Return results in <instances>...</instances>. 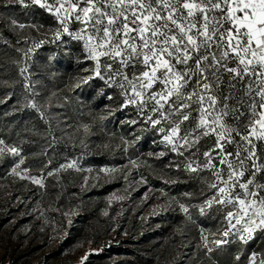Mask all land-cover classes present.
<instances>
[{"label":"rangeland","instance_id":"1","mask_svg":"<svg viewBox=\"0 0 264 264\" xmlns=\"http://www.w3.org/2000/svg\"><path fill=\"white\" fill-rule=\"evenodd\" d=\"M15 5L0 0V100L4 101L0 103V140L20 151L14 156L0 145L5 147L0 155V264H221L209 259L218 246L214 241L239 239L237 229L245 221L225 237L222 233L229 228L225 213L235 209L205 203L218 195V188L211 184L225 186L213 172L221 171L226 179L229 171L218 162L219 149L212 151L214 135L202 137L192 148H179L185 153V166L191 163L197 169L187 168L197 184L191 192H175L176 166L167 159V148L172 145L164 142L165 132L159 129L167 131L170 121L178 117L164 120L159 112L153 113L154 101L147 95L142 111L139 104L125 105L121 123L126 118L148 123L151 113L153 120H161L157 125L149 123L158 130L157 139L140 143L141 134L115 123L120 92L108 80L107 61L100 59V74L105 77L101 79L95 72L96 61L79 42H63L48 12L37 9V20L19 22L13 17ZM11 19L25 28L11 26ZM246 84L247 79L232 90L234 96L245 99L240 108L245 116L240 122L231 115L224 117L230 127L239 128L250 114L247 104L251 100L244 97ZM252 87L255 90L258 84ZM110 88L115 90H106ZM229 90L225 74L220 94L227 95ZM33 103L36 108L31 107ZM168 110V104L161 109ZM196 117L193 111L184 131L194 127ZM257 142L259 165L264 163V141ZM180 143L177 140L178 147ZM205 151L212 153L215 170L203 166ZM226 151L234 152L235 145L226 144ZM21 158L24 163L17 175L12 169ZM73 162L76 167H61ZM246 166L255 170L250 162ZM249 171L240 182L251 178ZM32 177L43 186L33 183ZM255 179L264 184V173H257ZM242 191L233 189L234 193ZM261 258L264 248L256 263Z\"/></svg>","mask_w":264,"mask_h":264},{"label":"snow or ice","instance_id":"2","mask_svg":"<svg viewBox=\"0 0 264 264\" xmlns=\"http://www.w3.org/2000/svg\"><path fill=\"white\" fill-rule=\"evenodd\" d=\"M13 2L23 8L45 10L63 25L64 32L69 31L64 21L70 17L84 25L71 35L75 40H84L89 58L96 61L97 76L105 78L100 74V57H108L111 62L104 64L108 80L123 90L126 104H139L142 111L147 95L148 100L154 101L153 113L159 112L164 120H170L173 115L178 117L170 121L167 131L159 129L165 132L163 140L172 145L173 152L183 155L179 148L185 145L192 148L202 137L214 135L212 151L219 149L218 162L227 165L229 171L226 179L221 171L213 172L225 186L211 184V188H218V195L205 203L209 207L213 203L232 205L235 209L225 213L229 228L223 236H229L230 229L242 220L245 224L237 232L239 240L245 244L253 240L257 230L264 234V194H261L264 184L255 179L257 173H264V163L256 164L261 157L254 143V140L264 141V0H8L9 4ZM10 25L20 29L26 26L16 19H11ZM89 26L92 31L85 36ZM181 65L183 68L179 67ZM137 68L140 69L138 74ZM225 74L230 90L227 95H221ZM193 77L195 84L189 91ZM251 77H256V81ZM246 79L244 97L251 100L247 104L250 114L239 128L230 127L224 117L231 115L240 122L245 116V112L240 111L245 99L234 96L232 90ZM253 83L258 84L255 90ZM156 84L161 86L159 90L147 91ZM233 100L236 103L230 105L229 101ZM165 104L169 105L166 112L161 111ZM31 107L37 106L33 103ZM193 111L197 113L195 125L181 135V125L192 118ZM148 119L153 125L161 123L151 116ZM177 140L181 141L179 147ZM226 144L235 145V151H226ZM0 145H5V141L0 140ZM5 147L12 155H20L16 147ZM5 147H0V155ZM203 156L206 158L203 166L215 170L217 165L212 162V153L205 151ZM229 156H234L235 160L229 161ZM246 162L255 170L249 171ZM23 163L21 158L12 172L19 175L17 168ZM61 167H76V163ZM186 167L193 172L197 170L191 163ZM246 171L251 178L240 182ZM32 180L43 186L40 179L32 177ZM237 187L243 191L234 193ZM180 208L188 212L185 205L181 204ZM200 211H204L203 207ZM233 219L235 224H232ZM214 242L219 245L229 241ZM257 255L256 252L251 254L250 264H256ZM259 264H264V258Z\"/></svg>","mask_w":264,"mask_h":264},{"label":"trees","instance_id":"3","mask_svg":"<svg viewBox=\"0 0 264 264\" xmlns=\"http://www.w3.org/2000/svg\"><path fill=\"white\" fill-rule=\"evenodd\" d=\"M14 7H15L14 12L16 13L15 15H13V17L16 18L19 22H31L32 20H37L36 19L37 11L42 10L37 7L23 8L17 4ZM63 42H65V40ZM106 90L111 92L114 91L115 89L110 88ZM117 97H118V101L115 106H117L116 115L119 117L120 115L123 114L124 108L122 107L123 98L121 94L118 93ZM121 120H122L121 117L117 119V121L115 122L117 126L121 123ZM126 120H127L126 122L121 123L122 124L121 128L128 127L130 130H136V133L138 135L141 134L142 136L140 143H145V142L149 143L157 139L158 130L155 127H150L149 123H151V121L145 123L142 122L140 118L137 120L126 118ZM131 121H136V123H131ZM190 122H191L190 120L183 122V124L181 125V132L184 131L183 130L184 126L189 124ZM142 126L150 127V130L148 129L143 130ZM237 126H240V124ZM256 145H257V151H259L260 149L259 142H257ZM205 149H208V147H205ZM167 150H168L167 159L168 160L169 158L172 159L170 163L173 166H176L175 171L177 172L178 175V179L176 180L175 183L178 187H176L175 192H191L192 189L195 187L194 184L197 183L193 181V176L188 173L189 170L185 166V163L183 161L185 153L182 151L184 154L179 155L178 152H173L171 148H167ZM179 151H181V149H179ZM189 151L191 152L192 149H189ZM103 162L104 161H100V163ZM262 248H264V234H261L260 231H258L254 235L253 240L249 241L246 244L239 239H235L232 243L228 242V243L219 244L209 254V259L213 262H217V263L219 262L221 264H248L249 255L253 252L259 254ZM238 256L239 259H237ZM256 264H259V261Z\"/></svg>","mask_w":264,"mask_h":264},{"label":"built area","instance_id":"4","mask_svg":"<svg viewBox=\"0 0 264 264\" xmlns=\"http://www.w3.org/2000/svg\"><path fill=\"white\" fill-rule=\"evenodd\" d=\"M81 6H84V5L82 4ZM61 15H63V14H61ZM57 24H58V26H59V30H60V37L63 38V39L65 40V42H67V43H69V42H79L80 44H82V45L84 46V40H75V39H73V37H72V35H71L72 33H77V32H79L80 29H81L82 27H84V25H82V24H81L80 22H78V21H75L74 18L70 17L68 20L64 21V24L68 27L69 31H68V32H64V31H63V25H62L59 21H58ZM91 31H92V30H91V27L89 26V28H88V32L85 33L84 35L87 36L88 34L91 33ZM100 59L105 60V61H107L108 63L111 62L110 59H109L108 57H100ZM179 67L183 68L182 65L179 66ZM139 70H140L139 68L136 69L137 74L139 73ZM129 75L131 76V72H129ZM160 87H161V86H160L159 84H156V85L153 86V89H151V90H147V91H149V92H150V91H156V90H159ZM192 87H194V86H193V84L191 83V84L188 86V90L190 91V90L192 89ZM118 90H119V92H120V94H121V96H122V98H123V105H132V104H126V103H125L127 97H126L125 95H122L123 90H122L121 88H119ZM129 95H131L130 90H129ZM123 105H122V107H123ZM149 116H151V117L153 118V114H152V113H151V114H148L147 118H148ZM148 120H149V119H148Z\"/></svg>","mask_w":264,"mask_h":264},{"label":"bare ground","instance_id":"5","mask_svg":"<svg viewBox=\"0 0 264 264\" xmlns=\"http://www.w3.org/2000/svg\"><path fill=\"white\" fill-rule=\"evenodd\" d=\"M50 14V13H49ZM51 15V14H50ZM52 16V15H51ZM53 17V16H52ZM53 19L58 23V20L55 18V17H53ZM125 105H123V107H124Z\"/></svg>","mask_w":264,"mask_h":264}]
</instances>
